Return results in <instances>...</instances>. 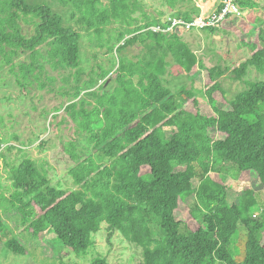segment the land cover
I'll use <instances>...</instances> for the list:
<instances>
[{
  "label": "trees",
  "instance_id": "obj_1",
  "mask_svg": "<svg viewBox=\"0 0 264 264\" xmlns=\"http://www.w3.org/2000/svg\"><path fill=\"white\" fill-rule=\"evenodd\" d=\"M190 1L163 0L169 14L151 15L140 0H57L72 8L76 29L48 2L0 0V56L17 83L25 91L36 85L62 91L63 121L113 161L100 164L79 153L76 140L61 142L62 159L75 164L69 174L77 189L53 184L49 170L31 158L11 167L15 191L7 195L0 183V241L13 254L26 255L3 220L16 210L23 231L38 238L51 231L77 256L88 254L94 235L106 225L110 236L120 233L142 248L137 264H264V199L254 189H264V80H244L246 88L229 100L219 80L227 72L242 80L250 69L264 77V27L257 40L240 39L248 52L245 61L206 70L205 96L215 116H205L195 92L173 93L163 78L170 56L191 76L202 60L181 34L149 30L169 15L191 20L195 9L177 11ZM237 2L244 10L259 7L254 0ZM244 19L228 16L218 28L203 31L242 35L236 21ZM82 31L94 35L108 54L119 55L112 91L104 88L111 71L100 66L98 77L85 71ZM138 42L144 49L136 60L120 56ZM23 55L27 59L16 62ZM53 72L63 74L60 86ZM214 130L223 137L215 139ZM4 145L0 140V150ZM0 159L9 165L2 152ZM230 173L256 178L233 204L226 186ZM93 264L108 262L99 258Z\"/></svg>",
  "mask_w": 264,
  "mask_h": 264
},
{
  "label": "rangeland",
  "instance_id": "obj_2",
  "mask_svg": "<svg viewBox=\"0 0 264 264\" xmlns=\"http://www.w3.org/2000/svg\"><path fill=\"white\" fill-rule=\"evenodd\" d=\"M140 1L151 15L156 13L169 14L163 0ZM206 1L214 4L219 3L220 0ZM254 1L259 4V7L254 10H246L244 22L236 21L242 35L228 32L223 33L221 38H215L211 33L203 32V30L181 34L183 40L202 60V66L200 68L199 66L196 67L194 76L184 72L172 56L167 58L171 65H169L167 73L163 76L165 85L173 93L178 92L181 88H187L195 92L199 101L198 108L205 116H215V112L205 96V83H208L206 70L216 66L226 69V67H234V65L236 66L245 61L248 52L240 48V39L257 40L260 27H264V0ZM41 2H48L56 13L63 16L65 24L78 29L70 20L72 8L60 6L57 0H29L31 4ZM23 27L29 35L34 31L31 25H24ZM82 35V64L85 71L88 75L95 77H98L96 73L100 72V66L111 71L112 73L106 79L107 82L104 84V88L112 91L116 86L112 78H114L113 73L119 55L108 54L106 48H100L99 41L94 35L85 31H82ZM143 49L140 42H138L125 49L120 56H127L136 60L140 54H143ZM42 51H46V46L42 47ZM26 59L27 55H23L16 62L25 61ZM51 75L57 76V84L60 86V79L63 74L53 72ZM219 80L227 91L229 100L246 88L244 80L258 81L264 80V77L254 69H250L242 80L235 79L234 75L228 72ZM103 83V80L99 81V85ZM66 102L67 99L60 90L50 91L49 88L39 90L37 85L28 87L26 91L23 90L17 83L16 77L10 72L9 66L3 63L0 56V118L3 120L0 126V140L3 141V145L11 144L14 147L12 151H9L4 145L0 150L10 161L9 165H6L0 159V183L2 190L7 195L15 191L8 170L13 166H19L26 158L35 160L38 165H44L49 170L53 184L62 188H79L73 183V178L69 174L70 169L75 164L70 161L67 163V160L62 159L61 142L76 140L79 153L84 154V157L93 155L96 161L103 165L113 163L97 149L89 146L84 136L76 135L71 131V124L63 121ZM186 106L189 110L195 111L191 102L187 101ZM225 106L223 102L218 103L220 108ZM211 134L215 139L223 137L215 130ZM170 135L171 131H168V136ZM255 180L256 178L248 173L242 175L228 174L226 186L230 204H233L239 196L244 194L247 188L254 187ZM193 183L195 187L198 186L196 180ZM254 189L258 193L260 192L264 199V189H261V187H255ZM3 220L8 228L14 232L19 244L25 247L26 255L13 254L7 248L5 241H0V264H93L99 258H105L108 264H137V260L142 258L143 250L141 247L127 241L120 233H114L110 236V233L106 230V225H103V229L94 235V246L88 254L77 256L71 249L66 248L51 231L41 235L40 238L31 232L23 231L21 216L16 210L5 215Z\"/></svg>",
  "mask_w": 264,
  "mask_h": 264
},
{
  "label": "built area",
  "instance_id": "obj_3",
  "mask_svg": "<svg viewBox=\"0 0 264 264\" xmlns=\"http://www.w3.org/2000/svg\"><path fill=\"white\" fill-rule=\"evenodd\" d=\"M228 16H245V10L237 0H221L219 7L211 12L202 8L198 14L192 15V19L189 21L183 17L172 15L166 18L162 17L163 24L153 26L149 30L165 35L174 33L180 35L205 28H218Z\"/></svg>",
  "mask_w": 264,
  "mask_h": 264
},
{
  "label": "crops",
  "instance_id": "obj_4",
  "mask_svg": "<svg viewBox=\"0 0 264 264\" xmlns=\"http://www.w3.org/2000/svg\"><path fill=\"white\" fill-rule=\"evenodd\" d=\"M220 1H218V2L220 3ZM219 3L211 4V2L206 1V0H191L190 2H188L186 4L179 5L178 8H177V11H179V10L180 11H187V10L195 9L196 12H192L191 13V16H192V15L198 14L201 11L202 8L203 9L205 8L208 12H211V11H213V9H215L217 7L216 5H219ZM198 8H199V10H198ZM247 10H251V9H247ZM252 10H254V9H252ZM166 11H167V9H166ZM245 12H246V10H245ZM197 32H200V31H197ZM203 32H206V31H203ZM214 36H215V38L216 37L221 38L223 35H214Z\"/></svg>",
  "mask_w": 264,
  "mask_h": 264
},
{
  "label": "water",
  "instance_id": "obj_5",
  "mask_svg": "<svg viewBox=\"0 0 264 264\" xmlns=\"http://www.w3.org/2000/svg\"><path fill=\"white\" fill-rule=\"evenodd\" d=\"M178 33H179V31H178Z\"/></svg>",
  "mask_w": 264,
  "mask_h": 264
},
{
  "label": "clouds",
  "instance_id": "obj_6",
  "mask_svg": "<svg viewBox=\"0 0 264 264\" xmlns=\"http://www.w3.org/2000/svg\"><path fill=\"white\" fill-rule=\"evenodd\" d=\"M199 31V30H198Z\"/></svg>",
  "mask_w": 264,
  "mask_h": 264
}]
</instances>
